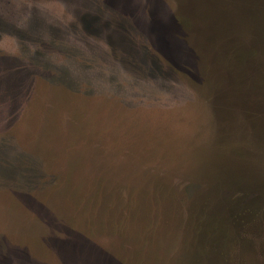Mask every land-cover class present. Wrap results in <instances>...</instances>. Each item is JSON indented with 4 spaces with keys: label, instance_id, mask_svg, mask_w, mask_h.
<instances>
[{
    "label": "rangeland",
    "instance_id": "obj_1",
    "mask_svg": "<svg viewBox=\"0 0 264 264\" xmlns=\"http://www.w3.org/2000/svg\"><path fill=\"white\" fill-rule=\"evenodd\" d=\"M0 264H264V0H0Z\"/></svg>",
    "mask_w": 264,
    "mask_h": 264
}]
</instances>
